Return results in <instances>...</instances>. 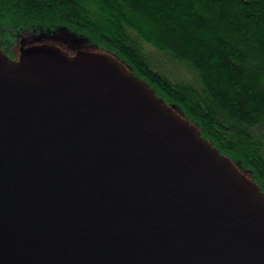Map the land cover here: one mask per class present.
Listing matches in <instances>:
<instances>
[{"label":"water","instance_id":"1","mask_svg":"<svg viewBox=\"0 0 264 264\" xmlns=\"http://www.w3.org/2000/svg\"><path fill=\"white\" fill-rule=\"evenodd\" d=\"M86 57L0 49V264H264L260 186L110 53Z\"/></svg>","mask_w":264,"mask_h":264},{"label":"trees","instance_id":"2","mask_svg":"<svg viewBox=\"0 0 264 264\" xmlns=\"http://www.w3.org/2000/svg\"><path fill=\"white\" fill-rule=\"evenodd\" d=\"M53 31L148 82L264 194V0H0L13 60L19 39Z\"/></svg>","mask_w":264,"mask_h":264},{"label":"rangeland","instance_id":"3","mask_svg":"<svg viewBox=\"0 0 264 264\" xmlns=\"http://www.w3.org/2000/svg\"><path fill=\"white\" fill-rule=\"evenodd\" d=\"M36 39H37V36L36 35H29V34H27L23 38L19 39V42H18L17 46L14 48L15 49L14 52L17 55V56H15V59L21 57V49L19 47H21L22 42L24 40H26V42L28 44H36V43H49L50 44V43H53V44L58 45L59 43L62 44V42H60V40L71 43L74 38L71 37L70 39H68V37L65 36V33L64 32L57 31V33H55L53 31L52 33H49V37H42V40L41 41H37ZM62 45H64V44H62ZM88 48L93 49V47H91L90 45H89ZM180 69H181V72L180 73L185 74L184 76H186L187 74L189 76L192 75L191 72H190V70H188V68H186L185 66L180 65ZM260 130L264 131V127H261ZM247 174H248V176L250 175L249 172H247Z\"/></svg>","mask_w":264,"mask_h":264},{"label":"flooded vegetation","instance_id":"4","mask_svg":"<svg viewBox=\"0 0 264 264\" xmlns=\"http://www.w3.org/2000/svg\"><path fill=\"white\" fill-rule=\"evenodd\" d=\"M57 32V31H54ZM49 36V34H48ZM47 36V37H48ZM42 40V39H41ZM58 45L53 44V43H36V44H28L26 40L22 42L21 47H30L31 45H39V44H48V45H56L57 47L61 48L63 51H65L71 58L76 59L78 58L79 61L84 60L86 57V52H94V49L88 48L89 46L86 44V40L83 41H72L71 43L66 42V41H61ZM83 44V45H82ZM86 46V47H85ZM20 47V49H21ZM77 60V59H76Z\"/></svg>","mask_w":264,"mask_h":264}]
</instances>
